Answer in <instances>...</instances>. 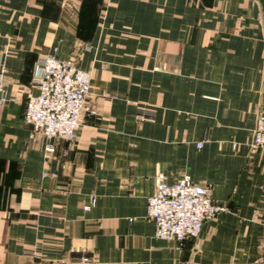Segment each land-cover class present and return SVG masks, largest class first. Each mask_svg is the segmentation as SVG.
I'll return each instance as SVG.
<instances>
[{"label":"crops","instance_id":"crops-1","mask_svg":"<svg viewBox=\"0 0 264 264\" xmlns=\"http://www.w3.org/2000/svg\"><path fill=\"white\" fill-rule=\"evenodd\" d=\"M47 54L91 76L49 155L24 121ZM0 57V264H264V0H0ZM184 174L227 210L155 238V178Z\"/></svg>","mask_w":264,"mask_h":264},{"label":"built area","instance_id":"built-area-1","mask_svg":"<svg viewBox=\"0 0 264 264\" xmlns=\"http://www.w3.org/2000/svg\"><path fill=\"white\" fill-rule=\"evenodd\" d=\"M90 80V73L71 58L47 54L36 61L31 83L34 92L27 95L24 121L31 127L29 138L45 139L46 155L54 152V141L75 140L83 112L90 111L86 105ZM7 100L0 57V109ZM250 147L264 154V108L256 113ZM224 210L213 201L210 183L194 182L187 174L168 183L163 175H157L154 191L147 197L146 217L154 223L155 238L181 242L199 237L203 224ZM78 259L88 263L91 256L82 254Z\"/></svg>","mask_w":264,"mask_h":264},{"label":"rangeland","instance_id":"rangeland-1","mask_svg":"<svg viewBox=\"0 0 264 264\" xmlns=\"http://www.w3.org/2000/svg\"><path fill=\"white\" fill-rule=\"evenodd\" d=\"M72 59V58H71ZM74 60V59H73ZM75 61V60H74ZM76 62V61H75ZM79 67V66H78ZM88 72V71H87ZM227 210V208L225 207V210L224 211H226ZM214 219V218H213Z\"/></svg>","mask_w":264,"mask_h":264}]
</instances>
